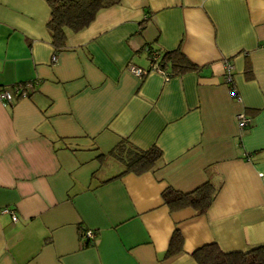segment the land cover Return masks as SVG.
<instances>
[{
    "label": "crops",
    "instance_id": "crops-1",
    "mask_svg": "<svg viewBox=\"0 0 264 264\" xmlns=\"http://www.w3.org/2000/svg\"><path fill=\"white\" fill-rule=\"evenodd\" d=\"M49 14L47 0H0V88L38 82L0 101V264H197L209 243L264 247V0H121L60 51ZM151 49L194 69L136 77ZM121 141L159 149L157 167L114 178ZM207 179L203 215L163 203ZM175 229L182 249L163 258Z\"/></svg>",
    "mask_w": 264,
    "mask_h": 264
},
{
    "label": "trees",
    "instance_id": "trees-1",
    "mask_svg": "<svg viewBox=\"0 0 264 264\" xmlns=\"http://www.w3.org/2000/svg\"><path fill=\"white\" fill-rule=\"evenodd\" d=\"M120 1L47 0L50 14L46 25L51 44L55 50L60 51L66 47L68 32H78L86 28L99 11L116 5ZM154 50L159 53V58L156 62L157 66L168 77L180 75L185 71L194 69V65L179 50L164 52H160L157 49ZM167 68H170V71H167ZM12 87L13 85L10 89ZM110 154L123 167L122 171L114 178H119L129 173L140 175L154 170L161 158V152L156 147L141 150L124 141H121ZM216 192L217 186L210 179H207L204 183L188 192L168 187L161 193V198L170 212L190 208L197 215H203L212 203ZM81 235L84 237V231ZM87 241L91 240L87 239ZM87 245L88 243L85 242L83 246ZM181 249L182 237L178 230L175 229L163 258H169L179 253ZM191 255L197 264H264V247L262 246L245 253H225L217 244L209 243L199 247Z\"/></svg>",
    "mask_w": 264,
    "mask_h": 264
},
{
    "label": "built area",
    "instance_id": "built-area-1",
    "mask_svg": "<svg viewBox=\"0 0 264 264\" xmlns=\"http://www.w3.org/2000/svg\"><path fill=\"white\" fill-rule=\"evenodd\" d=\"M158 58H159V53L157 51H155L154 49H151V51H150L151 62L149 64V67L147 69H142V68H138L135 66H129V71L133 75H135L136 77H139V78L145 76L149 72H156V73L161 74L165 78H169L165 74V72L157 66L156 62H157ZM52 60L53 61L55 60L54 56L52 57ZM226 70H227V74L225 75L226 80L228 83H230L232 81L231 77H230L231 68L227 65ZM37 84H38L37 81H29V82H25V83L15 84V85H13L12 89L0 88V101L3 105L7 106V105H10L12 103L13 99L16 97L17 98L29 97V95L34 92ZM232 92H234V90ZM237 122H238L239 128L243 129L249 125L250 119L248 117H246L244 114H239L237 116ZM2 212L10 213L7 209H4ZM12 220L15 221L16 218L14 216H12ZM93 236H94V232L92 230L84 231V237L87 238L88 240L93 239Z\"/></svg>",
    "mask_w": 264,
    "mask_h": 264
}]
</instances>
